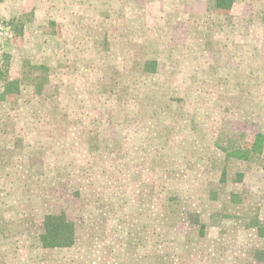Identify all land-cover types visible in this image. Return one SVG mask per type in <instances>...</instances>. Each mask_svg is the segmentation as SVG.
<instances>
[{
    "label": "rangeland",
    "instance_id": "obj_1",
    "mask_svg": "<svg viewBox=\"0 0 264 264\" xmlns=\"http://www.w3.org/2000/svg\"><path fill=\"white\" fill-rule=\"evenodd\" d=\"M258 134L264 0H0V264H264Z\"/></svg>",
    "mask_w": 264,
    "mask_h": 264
},
{
    "label": "trees",
    "instance_id": "obj_2",
    "mask_svg": "<svg viewBox=\"0 0 264 264\" xmlns=\"http://www.w3.org/2000/svg\"><path fill=\"white\" fill-rule=\"evenodd\" d=\"M216 7L220 10H231L234 7L236 0H215ZM148 67H151L153 63L147 62ZM16 83H8L7 87L2 94V98L12 93L11 88ZM264 136L258 134L255 139V143L252 147L254 152H261L263 150ZM238 157H241L240 155ZM76 224L70 221L65 213L61 214H49L44 218L43 232L40 236V243L43 249L46 250H71L76 247L78 242ZM259 233L261 237H264V226L259 227ZM164 235L159 233L156 226L153 227L152 236V248L155 250L152 254V258L155 259L157 264H166L165 251L159 250L166 246V242L163 240ZM165 245V246H163Z\"/></svg>",
    "mask_w": 264,
    "mask_h": 264
}]
</instances>
